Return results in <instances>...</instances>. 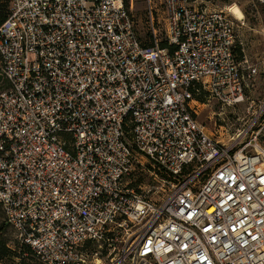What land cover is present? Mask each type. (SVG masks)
<instances>
[{
    "label": "built area",
    "instance_id": "obj_1",
    "mask_svg": "<svg viewBox=\"0 0 264 264\" xmlns=\"http://www.w3.org/2000/svg\"><path fill=\"white\" fill-rule=\"evenodd\" d=\"M143 1L148 43L133 0H9L0 25L8 245L39 264H264L258 135L225 143L196 120L203 95L233 108L257 76L235 58L240 21L198 0H161V11Z\"/></svg>",
    "mask_w": 264,
    "mask_h": 264
},
{
    "label": "rangeland",
    "instance_id": "obj_2",
    "mask_svg": "<svg viewBox=\"0 0 264 264\" xmlns=\"http://www.w3.org/2000/svg\"><path fill=\"white\" fill-rule=\"evenodd\" d=\"M198 1H202L203 6L209 11L226 10L232 4H236L240 8L244 19L237 23L235 55L236 57L240 56L241 59L244 57L248 60L249 64L257 69V76L249 80L247 88H245L244 101L233 108L222 106L214 98L203 95L200 99V105H197L198 115L196 120L209 133L220 136V139L225 143L230 138H234L238 131L249 129L248 136L241 138L240 141H248L250 134L253 136L257 134V141L261 148L264 149V6L257 0ZM155 2L157 9L161 11V0H156ZM133 3L130 15L134 21L135 32L141 41L148 43L150 35L147 33L148 23L144 10L146 3L143 0H133ZM160 38L162 40L163 37ZM2 86L6 88L5 84ZM260 109L263 112L261 116H259ZM138 175L139 181L144 178L146 182V173ZM4 224V219L0 212V227L4 228L6 238L13 242V233ZM24 257L27 264H39L31 253H27ZM7 264H19V260L15 258Z\"/></svg>",
    "mask_w": 264,
    "mask_h": 264
},
{
    "label": "trees",
    "instance_id": "obj_3",
    "mask_svg": "<svg viewBox=\"0 0 264 264\" xmlns=\"http://www.w3.org/2000/svg\"><path fill=\"white\" fill-rule=\"evenodd\" d=\"M8 6L9 0H0V25L6 20ZM235 58L242 61L240 56ZM4 226L7 227L5 224ZM9 242L10 240L5 236L4 228L0 227V264H7L15 258L19 260V264H27L24 255L31 253V251L27 247L19 246L17 243L14 244L13 248H10Z\"/></svg>",
    "mask_w": 264,
    "mask_h": 264
},
{
    "label": "bare ground",
    "instance_id": "obj_4",
    "mask_svg": "<svg viewBox=\"0 0 264 264\" xmlns=\"http://www.w3.org/2000/svg\"><path fill=\"white\" fill-rule=\"evenodd\" d=\"M226 11L235 17L236 20L242 21L244 19V15L242 14L240 8L236 4H232L230 7L226 8Z\"/></svg>",
    "mask_w": 264,
    "mask_h": 264
}]
</instances>
